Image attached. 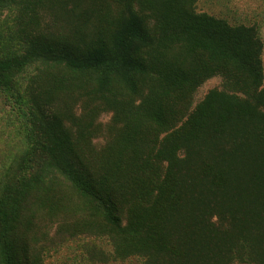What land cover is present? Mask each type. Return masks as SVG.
I'll use <instances>...</instances> for the list:
<instances>
[{"label":"trees","instance_id":"16d2710c","mask_svg":"<svg viewBox=\"0 0 264 264\" xmlns=\"http://www.w3.org/2000/svg\"><path fill=\"white\" fill-rule=\"evenodd\" d=\"M197 2L0 0L23 46L0 54V92L36 70L0 176V264L67 243L89 264H264L260 26Z\"/></svg>","mask_w":264,"mask_h":264},{"label":"rangeland","instance_id":"374dc122","mask_svg":"<svg viewBox=\"0 0 264 264\" xmlns=\"http://www.w3.org/2000/svg\"><path fill=\"white\" fill-rule=\"evenodd\" d=\"M196 10L223 19L230 24L259 25L264 44V0H198ZM16 14L15 8L0 14V54L2 55L19 53L23 48L16 32ZM262 62L264 65V49ZM35 71L32 67L19 73L15 79L14 89L0 92V176L14 165V161L24 149V119L20 112L22 108L20 102L25 100L28 80ZM220 83L217 77L207 80L195 93L194 103L203 99L210 90L218 88ZM108 120L109 115H103L100 119L103 124ZM77 244L67 243L53 249L45 257L43 264H89L79 255ZM101 245L107 249L104 243ZM108 264H140V260L130 259Z\"/></svg>","mask_w":264,"mask_h":264}]
</instances>
